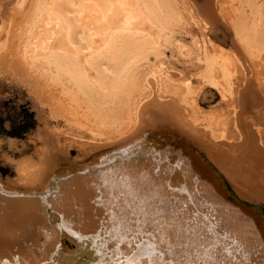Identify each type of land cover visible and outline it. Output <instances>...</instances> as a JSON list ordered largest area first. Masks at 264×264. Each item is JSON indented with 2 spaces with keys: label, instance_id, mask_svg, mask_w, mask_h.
<instances>
[{
  "label": "bare ground",
  "instance_id": "6f19581e",
  "mask_svg": "<svg viewBox=\"0 0 264 264\" xmlns=\"http://www.w3.org/2000/svg\"><path fill=\"white\" fill-rule=\"evenodd\" d=\"M0 74V264H264L263 0H0Z\"/></svg>",
  "mask_w": 264,
  "mask_h": 264
},
{
  "label": "rangeland",
  "instance_id": "374dc122",
  "mask_svg": "<svg viewBox=\"0 0 264 264\" xmlns=\"http://www.w3.org/2000/svg\"><path fill=\"white\" fill-rule=\"evenodd\" d=\"M195 29V32L200 36V30ZM210 34L212 35L211 32ZM194 38L192 34H189V39L194 40ZM214 38L220 42H231L234 37L229 34V37L226 39L224 33L219 31L216 36L214 35ZM201 101L202 105L208 108V110L222 111L228 108L216 90L206 89L201 95ZM37 113L34 100L26 91V87L21 85L16 79L0 74V138L7 139L10 135V137L16 136L21 140H30L29 137L33 135L39 125ZM58 126L66 134H71L72 126L65 121L59 123ZM70 152L72 156H75L77 148L72 147ZM0 173L6 178L15 176L12 165L1 159Z\"/></svg>",
  "mask_w": 264,
  "mask_h": 264
}]
</instances>
